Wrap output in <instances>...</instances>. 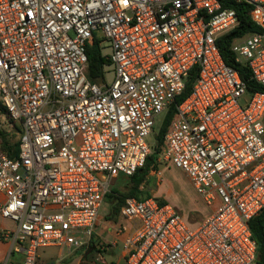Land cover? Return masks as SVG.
Returning a JSON list of instances; mask_svg holds the SVG:
<instances>
[{
  "label": "built area",
  "instance_id": "2783aa9c",
  "mask_svg": "<svg viewBox=\"0 0 264 264\" xmlns=\"http://www.w3.org/2000/svg\"><path fill=\"white\" fill-rule=\"evenodd\" d=\"M234 1L252 7L261 32L231 50L264 87V0ZM239 25L220 0H0V219L15 225L0 236L10 254L36 264L42 249L89 245L112 181L144 166L157 119L198 68L163 158L212 210L192 228L169 203L127 198V263L258 264L250 223L264 210V91L249 92L218 46ZM95 38L109 45L110 83L88 79ZM17 126L10 157L1 134Z\"/></svg>",
  "mask_w": 264,
  "mask_h": 264
},
{
  "label": "trees",
  "instance_id": "16d2710c",
  "mask_svg": "<svg viewBox=\"0 0 264 264\" xmlns=\"http://www.w3.org/2000/svg\"><path fill=\"white\" fill-rule=\"evenodd\" d=\"M225 7H230L236 10L239 19V27L231 33L225 34L218 39V46L221 55L228 66L234 68L241 76L242 80L246 83L249 92L264 91V87L258 85L254 80L251 79L249 69L245 64L239 63L236 60L235 54L231 50V43L237 37L245 36L253 32H261V29L253 23L250 17L251 6L247 3H236L234 0H220ZM88 55V68L87 76L88 79L93 83H101L106 80V66H110L111 63L107 56L103 54L100 41L95 38L93 43L87 47ZM198 75V68H195L186 83L184 92L178 96L174 104L166 112L163 120L161 121L160 127L157 129L155 140L157 141V147L148 155L144 166L136 171L133 176L128 177L131 182V187L128 193L119 194L115 189L106 194L105 200L109 197L110 203V214L121 212V208L127 198H138L144 199L150 197L149 194H145L142 190V186L147 183L150 173L152 170H158L157 160L159 154L162 152L163 145L165 146V135L167 134L170 124L175 116L177 105L181 104L192 90L193 83L195 82ZM2 114L6 115V111L1 108ZM7 123L9 122L6 116ZM16 135L17 140L13 141V137ZM22 135L21 126H17L13 134H7L5 131L1 134L2 136V147L10 157H16L19 152V138ZM151 146V145H150ZM161 203L166 201L160 200ZM253 238L257 243L258 247V264H264V210L252 219L250 223ZM12 256L17 253L12 252Z\"/></svg>",
  "mask_w": 264,
  "mask_h": 264
},
{
  "label": "rangeland",
  "instance_id": "374dc122",
  "mask_svg": "<svg viewBox=\"0 0 264 264\" xmlns=\"http://www.w3.org/2000/svg\"><path fill=\"white\" fill-rule=\"evenodd\" d=\"M102 52L104 55L109 53V45L104 41L102 42ZM106 79L107 82L113 80V71L111 66H106ZM162 118L157 119V124L154 133L149 137V143L151 145V152L157 147V141L155 140L156 131L161 125ZM4 124H8L5 117L2 118ZM16 135L13 137V141H16ZM165 146L162 147V152L159 154L157 160L158 171L162 173V178L150 173L147 183L142 186L143 192L158 198L159 200L166 201L170 205L174 206L176 210L182 215L187 224L196 228L200 226L208 214L211 212V208L206 205L203 199L197 194L193 188L189 178L178 168L173 166L170 162L163 158ZM131 187V182L128 177L120 176L111 183V188L115 189L120 197L122 194L128 193ZM109 197L104 201L100 210L102 218V225H105L106 220L111 224L124 225L126 222L122 217L120 211L110 214ZM101 216L99 219H101ZM105 217V218H104ZM0 242H5L0 236ZM2 250H0V255ZM23 255L18 253L12 256L7 253L4 263L2 264H22Z\"/></svg>",
  "mask_w": 264,
  "mask_h": 264
},
{
  "label": "crops",
  "instance_id": "0c3cea01",
  "mask_svg": "<svg viewBox=\"0 0 264 264\" xmlns=\"http://www.w3.org/2000/svg\"><path fill=\"white\" fill-rule=\"evenodd\" d=\"M102 218V216L101 219L98 218L89 245L72 253L55 247L42 249L38 253L36 264H128L124 243L136 225L130 222H124V225H112L108 220L105 225H102ZM14 228L15 225L12 222L0 219V231ZM0 250H2L0 255V264H2L7 253L11 251V243L0 242Z\"/></svg>",
  "mask_w": 264,
  "mask_h": 264
}]
</instances>
